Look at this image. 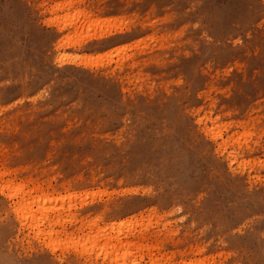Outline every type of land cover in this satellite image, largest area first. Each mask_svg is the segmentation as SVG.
<instances>
[{
    "label": "rangeland",
    "instance_id": "obj_1",
    "mask_svg": "<svg viewBox=\"0 0 264 264\" xmlns=\"http://www.w3.org/2000/svg\"><path fill=\"white\" fill-rule=\"evenodd\" d=\"M0 172V264H264V0H0Z\"/></svg>",
    "mask_w": 264,
    "mask_h": 264
},
{
    "label": "bare ground",
    "instance_id": "obj_2",
    "mask_svg": "<svg viewBox=\"0 0 264 264\" xmlns=\"http://www.w3.org/2000/svg\"><path fill=\"white\" fill-rule=\"evenodd\" d=\"M80 13H81V12H80ZM80 13H77V14H80ZM84 15L87 16V13H86V12H82V16H84ZM82 16H81V17H82ZM85 16H84V17H85ZM68 17H69V16H68ZM74 17H75V16H74ZM72 18H73V17H72ZM81 20H82V19H81ZM65 21H66V20H65ZM69 22H71V21H69ZM78 23H79V22H78ZM84 23H85V22H84ZM66 24H67V23H66ZM81 26H82V25H81ZM89 27L91 28V26H89ZM74 28H75V27H74ZM83 28H84V27H83ZM79 29L81 30L82 27H80ZM85 29H86V27H85ZM88 29H89V28H88ZM96 29H97V28H96ZM75 30H76V28H75ZM80 30H79V31H80ZM92 30H93V29H92ZM72 31H73V29H72ZM75 32H76V31H75ZM78 33H79V32H78ZM91 33H92V32H91ZM102 33H103V32H102ZM71 34H72V32H71ZM74 34H76V33H74ZM87 34H88V33H87ZM93 34H94V33H93ZM96 34H97V32H96ZM96 34H95V35H96ZM100 34H101V32H100ZM78 35H79V34H78ZM80 35H81V33H80ZM88 35H89V34H88ZM71 36H72V35H71ZM90 36H91V35H90ZM97 36H98V35H97ZM100 36H101V35H100ZM102 36H103V34H102ZM76 37H77V36H76ZM76 37H75V38H76ZM77 39H78V38H77ZM78 41H79V40H78ZM78 41H77V42H78ZM81 42H82V41H81ZM144 42H145V41H144ZM114 60H115V59H114ZM109 61H110V60H109ZM115 61H116V60H115ZM119 63H120V62H119ZM119 69H120V68H119ZM129 69H130V68H129ZM110 71H111V70H110ZM125 77H126V76H125ZM138 78H139V77H138ZM225 122H226V121H225ZM229 123H230V122H229ZM225 125H226V124H225ZM214 127H215V126H214ZM221 127H222V126H221ZM215 128H216V127H215ZM215 128H214V129H215ZM217 128H218V127H217ZM219 128H220V127H219ZM244 129H245V128H244ZM210 130H211V128H210ZM215 130H216V129H215ZM219 130H220V129H219ZM242 130H243V129H242ZM246 131H248V130H246ZM208 132H210V131L208 130ZM211 132H212V131H211ZM237 132H238V131H237ZM244 132H245V130H244ZM211 134L214 135V136H216V137H217V136L221 137V136H220V132H216V131H214V130H213V132H212ZM229 134H230V133H229ZM238 134H240V133H238ZM245 134H246V133H245ZM240 135H241V134H240ZM249 135H250V133H249ZM231 136H232V135H231ZM236 136H238V135L236 134ZM245 136H246V135H245ZM239 137H240V136H239ZM239 137H238V139H239ZM247 137H248V136H247ZM212 138H213V137H212ZM214 138H215V137H214ZM229 138H231V137H229ZM232 138L236 139L237 137H232ZM232 138H231V139H232ZM221 141H222V142H221ZM221 141H220V143H223V144H221V145L224 146L225 143H226V141L229 142V140H228V136H227L226 139H222ZM235 141H236V140H235ZM239 141H240V140H238V142H239ZM232 142H233V141H232ZM232 142H231V143H232ZM228 144H229V143H228ZM236 144H237V143H236ZM216 145H217V144H216ZM238 145H239V144H238ZM233 146H234V145H233ZM245 146H246V145H245ZM220 151H221V150H220ZM230 152H232V151H230ZM230 152H229V153H230ZM233 152H234V151H233ZM229 153H227V154H229ZM229 155H230V156H229V159H233V158H234L233 156H234L235 154H232V155L229 154ZM236 155H237V154H236ZM232 157H233V158H232ZM230 161H231V160H230ZM233 161H234V159H233ZM228 163H229V162H228ZM5 169H6V168H5ZM232 170H233V169H232ZM4 172H5V171H4ZM1 173H2V172H0V174H1ZM5 173H6V172H5ZM2 174H4V173H2ZM2 174H1V175H2ZM6 174H7V173H6ZM257 174H258V173H257ZM7 177H8V176H7ZM10 177H11V176H10ZM28 179H29V178H28ZM10 180H12V179H10ZM10 180H6V184L10 186V189L7 188V192H8L7 195H8V198H9V199H13V197H15V196L17 195V192H16V191H15V192H14V191H11V190H12V189H11L12 186L10 185V184H11ZM13 180H14V179H13ZM29 181H30V180H29ZM1 183H2V182H1ZM4 184H5V183H4ZM16 185H17V184H16ZM20 185H22V182H21ZM20 185L18 184L19 187H21ZM12 188H14V186H13ZM33 188L37 189L36 186L33 187ZM43 188H44V187H43ZM1 189H3V188H2V186L0 185V190H1ZM20 189H21V188H20ZM29 189H30V188H29ZM29 189H28V191H29ZM31 189H32V187H31ZM35 189H34V190L32 189V191H35ZM45 189H46V188H45ZM38 190H39V191H40V190L43 191V189H41V187H40V189H39V186H38ZM22 191L24 192L25 190H22ZM22 191H21V193H23ZM28 191H27V192H28ZM39 191H38V192H39ZM1 192H2V191H1ZM24 193L27 194L26 191H25ZM24 193H23V195H24ZM40 193H41V192H39L38 194H40ZM45 193H46V192H45ZM45 193H44V194H45ZM47 193H48V192H47ZM55 193H56V192H55ZM30 194H31V193H30ZM42 194H43V192H42ZM42 194H41V195H42ZM44 194H43L42 197H41V195H39V196L36 195V197H35V194H34V196H31V195H30L31 197H34V198L30 199V200H26V198L22 197V198H20L19 201H16L15 203H14V202L12 203V201H11V203H12V205H14V207H13L12 209H13L14 212H16L17 215L19 216V217H18L19 220H20L21 222L24 221V222H26V223H28L29 221H31L30 223H28V225L25 223V224H26V227H27V226H28V227H29V226H33L34 228H36L37 231L34 232V233H35V234H34L35 237H36V235H37L38 233H39V236H40V234L42 235L43 232L46 231V232H47L46 234H48L47 237L50 238V237H51V234H52L51 232L54 231V229L52 228L51 224H52V222H54L55 218H53L54 220H53L52 218H51V219H47V215H48L47 212H48V210H49V211H50V210L53 211V210H52V209H53V208H52L53 206H51L52 204L50 205L51 208H49V206H48L47 204H49L50 199H52L53 197L49 199V194H50V193H49V194H45V195H44ZM27 195H29V192H28ZM37 196H38V197H37ZM45 196H46V197H45ZM51 196H52V194H51ZM54 196H55V195H54ZM55 198H57V197H55ZM66 198H68V197H66ZM54 200H55V199H54ZM54 200H53V202H54ZM59 200H60V199H59ZM29 201H30V202H29ZM47 202H48V203H47ZM57 202H58V201H57ZM69 203H70V202H69ZM30 204H35V205L37 206L35 211H32L33 209L30 208V207H31ZM46 205H47V206H46ZM53 205H54V204H53ZM55 205H56V202H55ZM61 207H62V206H61ZM70 207H71V206H70ZM56 208H57V207H55V209H56ZM67 208H69V207H67ZM67 208H66V209H67ZM69 209H70V208H69ZM67 210H68V209H67ZM18 211H19L20 213H18ZM54 211H55V210H54ZM56 211H57V210H56ZM48 216H49V215H48ZM45 218H46V220H47V222H48V223H47V226H48V227L45 228L46 230L42 231L43 228H42V230H40L41 228H39V226H37V225H39V224H37V223L40 221L39 219H45ZM57 220H58V219H57ZM63 220H64V219H63ZM55 221H56V220H55ZM96 221H97V220H96ZM24 222H22V223H24ZM58 222L60 223V221H58ZM65 222H66V221H65ZM18 224H19V222H18ZM29 224H30V225H29ZM53 224H54V223H53ZM68 224H69V223H68ZM54 225H55V224H54ZM93 225L95 226V228L93 227ZM59 226H60V224H59ZM85 226H86V227H91V228L93 227V228L95 229V231L93 230V233H87V232H91V230H92L91 228H90V229H91L90 231H89V229H88V231L86 232V233H87L86 237H85V238L82 240V242H81V243H83V244H82L83 246H82L81 243H80V245H81V247H82L81 249H85V248L87 247V246H86V243L88 242V244H90V248H91V250H92V248H93V250H94V246H95L96 248H98V247H97V243H96V241H95L96 235H97V236H98V234L103 235V234H105V233L107 234L108 232H106V229H105V228L98 227L97 224H96V222L93 221V220H92V222H88V221H87L86 224H85ZM33 227H32V228H33ZM60 227H62V226H60ZM34 228H33V229H34ZM77 228H78V229H79V228H82V226H81V227L79 226V227H77ZM77 228H76V229H77ZM52 229H53V231H52ZM78 229H77V230H78ZM83 229H84V228H83ZM129 230H130V229H129ZM62 231H63V230H62ZM78 231H80V229H79ZM85 231H86V230H85ZM133 231H134V230H133ZM32 232H33V231H32ZM55 232H57V231H55ZM65 232H66V231H65ZM116 232H117V230H116ZM116 232H114V234H115ZM120 232H121V231H120ZM123 232H124V231H123ZM123 232H121V234H122ZM53 233H54V232H53ZM72 233H73V232H72ZM86 233H84V236H85ZM117 233H119V232H117ZM117 233H116V234H117ZM139 233H140V232H139ZM61 234H62V233H61ZM121 234H120V235H121ZM123 234H124V233H123ZM144 234H145V233H144ZM73 235H74V234H73ZM100 235L98 236V238L100 237ZM108 235H109V234H108ZM127 235H128V234H127ZM37 236H38V235H37ZM43 236H44V234H43ZM56 236H57V233H56ZM103 236L105 237V235H103ZM114 236H115V235H114ZM114 236H111V235H110L111 238L114 237ZM117 236H118V235H117ZM117 236H116V237H117ZM73 237H74V236H73ZM106 237H107V235H106ZM106 237H105V238H106ZM118 237H120V236H118ZM51 238H52V237H51ZM51 238H50V239H51ZM70 238H71V237H70ZM74 238H75V237H74ZM98 238H96L97 241H98ZM102 238H103V237H102ZM100 239H101V238H100ZM115 239H117V238H115ZM115 239H114V240H115ZM118 239H119V238H118ZM56 240H57V239H56ZM68 240H69V239H68ZM72 240H74V239H72ZM109 240H110V239H109ZM109 240L107 239V240L105 241V244H104V242H102V243L104 244V245L102 244V246L99 245V243H98L99 249H100L101 251L103 250L104 254H106V253H108V252L110 251V250H107V249H108L107 246H108L109 248L111 247V249L114 250V246H117V245H118V246H120V245L123 246V245L127 242V238H126V242H125L124 244H120V243H118V240H117V243H118V244L115 245V244L113 243V245H112V244L110 243V245H109ZM128 240H129V239H128ZM52 241H53V239L51 240V242H52ZM57 242H58V241H57ZM63 242H64V241H63ZM70 242H71V240H70ZM74 242H75V241H74ZM79 242H80V241H79ZM98 242H99V241H98ZM110 242H112V241L110 240ZM132 242H133V241H132ZM137 242H138V241H137ZM47 243H49V240H48ZM53 243H56L55 240L53 241ZM66 243H67V242H66ZM122 243H123V242H122ZM49 244H51V243H49ZM49 244H48V246H49ZM57 244H58V243H57ZM60 244H61V242H60ZM70 244L72 245V243H70ZM100 244H101V243H100ZM129 244H130V243H129V241H128V244L126 243V244L124 245V247H125L126 245H129ZM51 245H52V244H51ZM63 245H64V244H63ZM71 245H70V246H71ZM140 245H141V244H140ZM46 246H47V244H46ZM48 246H47V247H48ZM57 246H58V245H57ZM64 246H65V248H66V245H64ZM64 246H63V248H64ZM67 246H68V245H67ZM70 246H69V247H70ZM85 246H86V247H85ZM122 246H121V247H122ZM137 246H138V245H137ZM50 247H51V246H50ZM71 247H73V250H74V248L76 249V247H74L73 245H72ZM83 247H84V248H83ZM88 247H89V246H88ZM130 247H131V246H130ZM146 247H147V249H148V246H146ZM52 248H53V250H54V248H55V244L53 245V247H51V249H52ZM65 248H64V249H65ZM105 248H106L107 251L105 250ZM125 248H126V247H125ZM154 248H155V246H154ZM157 248H158V247H157ZM51 249H50V250H51ZM116 249H118V248L115 247V251H117ZM126 249H127V248H126ZM126 249H125V250H126ZM138 249H139V248H138ZM140 249H142V246H141ZM143 249H144V248H143ZM145 249H146V248H145ZM60 250H63V249H60ZM66 250H67V249H66ZM73 250H72V251H73ZM89 250H90V249H89ZM97 250H98V249H97ZM100 250H99V252H101ZM127 250H128V249H127ZM148 250H149V249H148ZM77 251H78V250H77ZM80 251H81V250H80ZM83 251H84V250H83ZM128 251H129V250H128ZM135 251H136V250H135ZM140 251H141V250H140ZM75 252H76V251H75ZM81 252H82V251H81ZM84 252H85V251H84ZM84 252H83V254H84ZM86 252H87V253H86V255H87V254L89 253V251L87 250ZM91 252H92V251H91ZM94 252H95V251H94ZM96 252H98V251H96ZM99 252H98V254H99ZM121 252H122V251H120V253H121ZM123 252H126V251H123ZM123 252H122V253H123ZM137 252H138V250H137ZM141 252H142V251H141ZM79 253H80V252H79ZM117 253H118V251H117ZM130 253H131V254H134V253H132V252H130ZM138 253H139V252H138ZM142 253H143V252H142ZM149 253H150V252H149ZM152 253H153V252H152ZM81 254H82V253H81ZM92 254H93V257H95L97 253H96V254H95V253H92ZM101 254H102V253H101ZM104 254H102V256H103ZM110 254H111V253H110ZM124 254H125V253H124ZM126 254H127L126 256L129 255L128 252H126ZM143 254H144V253H143ZM60 255H61V254H60ZM62 255H63V254H62ZM89 255H90V254H89ZM94 255H95V256H94ZM99 255H100V254H99ZM99 255H97V256H99ZM63 256H64V255H63ZM84 256H85V254H84ZM97 256H96V257H97ZM105 256H106V255H105ZM105 256H103V257H105ZM134 256H135V255H134ZM134 256H132V257H134ZM144 256H145V254H144ZM154 256H155V255H154ZM90 257H92V255H91ZM107 257H109V256H107ZM107 257H106V258H107ZM137 257H138V256H137ZM57 258H58V257H57ZM130 258H131V256H130ZM138 258H139V257H138ZM141 258H142V257H141ZM149 258H150V257H149ZM149 258H148V259H149ZM59 259H60V258H59ZM101 259H102V258H101ZM122 259H123V257H122ZM148 259L146 258V260H148ZM155 259H156V257H155ZM159 259H160V258H158V260H159ZM102 260H103V259H102ZM127 260H128V259H127ZM127 260H126V261H127ZM132 260H133V259H132ZM132 260H131V261H132ZM140 260H141V259H140ZM149 260H150V259H149ZM149 260H148V261H149ZM151 260H152V259H151ZM163 260H165V258H164ZM203 260H204V259H203ZM131 261H129L130 264H131ZM120 262H121V260L119 261V263H120ZM122 262H123V260H122ZM127 262H128V261H127ZM134 262H135V261H134ZM134 262H133V263H134ZM153 262H157V261H154V259H153V261H152L151 263H150V262H148V263H149V264H153ZM163 262H164V261H163ZM196 262H197V261H196ZM200 262H202V260H200L199 263H200ZM119 263H118V264H119ZM133 263H132V264H133ZM176 263H177V262H176ZM191 263H192V262H191ZM202 263H203V262H202ZM120 264H121V263H120ZM125 264H126V263H125ZM157 264H158V263H157ZM189 264H190V263H189ZM193 264H194V263H193Z\"/></svg>",
    "mask_w": 264,
    "mask_h": 264
}]
</instances>
